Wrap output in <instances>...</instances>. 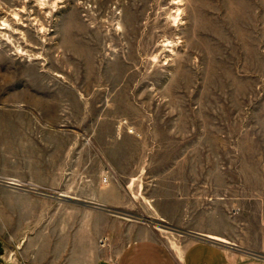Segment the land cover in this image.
Segmentation results:
<instances>
[{"label": "rangeland", "instance_id": "1", "mask_svg": "<svg viewBox=\"0 0 264 264\" xmlns=\"http://www.w3.org/2000/svg\"><path fill=\"white\" fill-rule=\"evenodd\" d=\"M4 23L0 264H153L198 233L264 259V0H0Z\"/></svg>", "mask_w": 264, "mask_h": 264}, {"label": "crops", "instance_id": "2", "mask_svg": "<svg viewBox=\"0 0 264 264\" xmlns=\"http://www.w3.org/2000/svg\"><path fill=\"white\" fill-rule=\"evenodd\" d=\"M147 243L150 251L152 252L149 253V256L144 255L146 253L145 252L140 257H142V259L144 260L150 257L155 259L157 258V260L153 264H264V259L262 257L243 256L236 252L226 250L220 243L217 242L204 240L194 241L185 247V249L181 253L180 258L177 255L165 254V251H163L153 241L152 243L150 241H147ZM136 257L137 255L135 257H132L131 255L129 256V259L126 258V260H124L122 263H119L133 264L132 260H135ZM91 258L92 256L89 257V259ZM109 262L110 261L108 259L102 258L98 262H96V264H109ZM90 264H92L91 261Z\"/></svg>", "mask_w": 264, "mask_h": 264}, {"label": "bare ground", "instance_id": "3", "mask_svg": "<svg viewBox=\"0 0 264 264\" xmlns=\"http://www.w3.org/2000/svg\"><path fill=\"white\" fill-rule=\"evenodd\" d=\"M15 18L17 19V17L15 16ZM5 24V26L4 27H2V28H0V29H8L9 28V23L8 24H6V23H4ZM1 32V31H0ZM208 237H210V238H212V239H216V240H219V241H222V242H226L224 239H222V238H220V237H216V236H211V235H208Z\"/></svg>", "mask_w": 264, "mask_h": 264}, {"label": "water", "instance_id": "4", "mask_svg": "<svg viewBox=\"0 0 264 264\" xmlns=\"http://www.w3.org/2000/svg\"><path fill=\"white\" fill-rule=\"evenodd\" d=\"M200 238L199 239H201V240H205V241H211V242H217V240L216 239H212V238H210V237H208L207 235H204V234H197Z\"/></svg>", "mask_w": 264, "mask_h": 264}]
</instances>
